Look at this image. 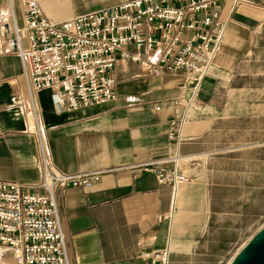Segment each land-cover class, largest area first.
<instances>
[{"label": "crops", "instance_id": "obj_1", "mask_svg": "<svg viewBox=\"0 0 264 264\" xmlns=\"http://www.w3.org/2000/svg\"><path fill=\"white\" fill-rule=\"evenodd\" d=\"M125 1L35 0L55 23ZM218 22L224 37L187 108L185 76L147 70L150 54L118 61L113 101L56 112L51 91L30 93L20 59L0 53V180L38 185L39 134L60 172L108 171L55 189L69 264H148L141 251L167 246L170 264H225L264 218V0H222ZM175 153L186 178L175 190L157 165L129 168Z\"/></svg>", "mask_w": 264, "mask_h": 264}, {"label": "built area", "instance_id": "obj_2", "mask_svg": "<svg viewBox=\"0 0 264 264\" xmlns=\"http://www.w3.org/2000/svg\"><path fill=\"white\" fill-rule=\"evenodd\" d=\"M221 1L126 0L55 23L35 0H17V5L7 0L0 10V53L20 59L30 93L51 91L56 112L113 101L118 61H138L150 54L151 61L143 63L147 70L185 76L190 90L187 108L224 37L226 26L218 22ZM174 136L170 131L168 137ZM38 153L41 180L32 190L0 180V254L10 258L0 264H69L55 189L91 186L108 172H60L40 134ZM181 161L175 153L158 164L129 168L148 171L157 165V183H170L175 190L186 180L178 172ZM139 257L148 264H170V249L141 251Z\"/></svg>", "mask_w": 264, "mask_h": 264}, {"label": "rangeland", "instance_id": "obj_3", "mask_svg": "<svg viewBox=\"0 0 264 264\" xmlns=\"http://www.w3.org/2000/svg\"><path fill=\"white\" fill-rule=\"evenodd\" d=\"M264 236V218H262L252 229L251 231L246 235V239L243 240L239 245H237L231 254L226 259L225 264H233L239 256L244 254L243 250L251 244L253 241H256L257 239H260Z\"/></svg>", "mask_w": 264, "mask_h": 264}, {"label": "water", "instance_id": "obj_4", "mask_svg": "<svg viewBox=\"0 0 264 264\" xmlns=\"http://www.w3.org/2000/svg\"><path fill=\"white\" fill-rule=\"evenodd\" d=\"M244 256H239L234 264H264V236L249 244L244 250Z\"/></svg>", "mask_w": 264, "mask_h": 264}, {"label": "bare ground", "instance_id": "obj_5", "mask_svg": "<svg viewBox=\"0 0 264 264\" xmlns=\"http://www.w3.org/2000/svg\"><path fill=\"white\" fill-rule=\"evenodd\" d=\"M243 252H244V250H243ZM243 257H245L244 254H242V255L240 256V258H243ZM233 264H234V263H233Z\"/></svg>", "mask_w": 264, "mask_h": 264}]
</instances>
